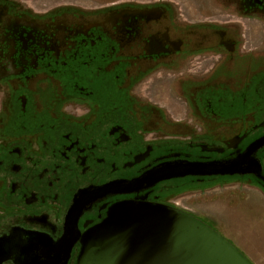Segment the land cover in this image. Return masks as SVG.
<instances>
[{
    "label": "flooded vegetation",
    "instance_id": "flooded-vegetation-1",
    "mask_svg": "<svg viewBox=\"0 0 264 264\" xmlns=\"http://www.w3.org/2000/svg\"><path fill=\"white\" fill-rule=\"evenodd\" d=\"M177 32L163 3L33 13L0 1V264H41L70 214L82 233L122 200L196 217L174 200L176 182L187 178L248 177L264 192V144L251 154L257 169L250 172L148 177L167 164L234 159L264 137V68L253 70L260 117L250 128L217 142L179 144L143 130L137 105L173 101L175 80L190 72L205 76L207 61L214 60L209 73L220 62L215 52L235 48L216 31L214 45L192 41L185 49ZM79 246L73 243L66 264L75 263Z\"/></svg>",
    "mask_w": 264,
    "mask_h": 264
},
{
    "label": "rangeland",
    "instance_id": "rangeland-1",
    "mask_svg": "<svg viewBox=\"0 0 264 264\" xmlns=\"http://www.w3.org/2000/svg\"><path fill=\"white\" fill-rule=\"evenodd\" d=\"M3 1L26 7L33 13L65 9L94 11L120 3L143 6L163 3L168 17L174 20L176 34L184 37L185 49L193 48L192 41L214 45L216 31H224L225 41L234 40L235 48L233 52L225 49L215 52L222 54L220 62L209 73L214 60L207 61L205 76L190 72L175 80L173 101L137 105L142 113L143 130L176 144L188 138L217 142L250 128L260 117L259 100L253 93L258 75L253 70L264 68V6L251 5L247 9L242 5L243 0ZM199 38L206 40L205 44L199 43ZM209 53V58L215 54ZM241 98L246 101L238 103ZM227 107L239 110L229 113ZM179 184L182 187L178 188ZM175 189L174 200L181 207L226 237L252 264H264V192L250 178L223 176L203 183L187 178L176 182Z\"/></svg>",
    "mask_w": 264,
    "mask_h": 264
},
{
    "label": "water",
    "instance_id": "water-1",
    "mask_svg": "<svg viewBox=\"0 0 264 264\" xmlns=\"http://www.w3.org/2000/svg\"><path fill=\"white\" fill-rule=\"evenodd\" d=\"M263 144L264 137L258 138L231 160L163 165L150 171L148 177L158 180L171 174L250 172L257 169L251 154ZM116 185L100 189L109 191ZM77 240L80 246L74 264H252L226 237L198 218L141 200L112 204L104 218L82 233L76 228L75 215L70 214L61 238L48 244L41 264H66Z\"/></svg>",
    "mask_w": 264,
    "mask_h": 264
}]
</instances>
